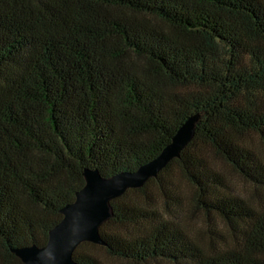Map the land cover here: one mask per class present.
Returning a JSON list of instances; mask_svg holds the SVG:
<instances>
[{
    "label": "trees",
    "instance_id": "obj_1",
    "mask_svg": "<svg viewBox=\"0 0 264 264\" xmlns=\"http://www.w3.org/2000/svg\"><path fill=\"white\" fill-rule=\"evenodd\" d=\"M193 113L78 264H264V0H0V264L45 243L84 168L135 170Z\"/></svg>",
    "mask_w": 264,
    "mask_h": 264
},
{
    "label": "water",
    "instance_id": "obj_2",
    "mask_svg": "<svg viewBox=\"0 0 264 264\" xmlns=\"http://www.w3.org/2000/svg\"><path fill=\"white\" fill-rule=\"evenodd\" d=\"M198 116L189 115L160 152L133 171L102 177L96 169L84 168L83 185L75 191L73 200L59 209L61 217L47 231L45 243L10 247V252L23 264H78L72 259V251L80 242L103 244L98 227L112 214L110 200L128 188L140 187L177 157L191 139Z\"/></svg>",
    "mask_w": 264,
    "mask_h": 264
},
{
    "label": "rangeland",
    "instance_id": "obj_3",
    "mask_svg": "<svg viewBox=\"0 0 264 264\" xmlns=\"http://www.w3.org/2000/svg\"><path fill=\"white\" fill-rule=\"evenodd\" d=\"M241 184L238 182V186H240ZM99 245V244H97ZM106 262L108 264H129V263H126V262H123V261H120V260H114V259H110V258H106Z\"/></svg>",
    "mask_w": 264,
    "mask_h": 264
}]
</instances>
